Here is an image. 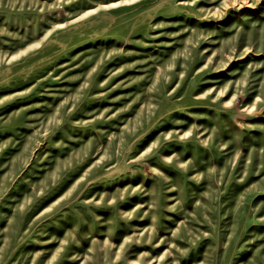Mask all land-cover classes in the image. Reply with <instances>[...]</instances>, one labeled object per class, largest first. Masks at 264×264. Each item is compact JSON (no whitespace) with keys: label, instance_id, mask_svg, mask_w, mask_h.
I'll use <instances>...</instances> for the list:
<instances>
[{"label":"rangeland","instance_id":"rangeland-1","mask_svg":"<svg viewBox=\"0 0 264 264\" xmlns=\"http://www.w3.org/2000/svg\"><path fill=\"white\" fill-rule=\"evenodd\" d=\"M0 264H264V0H0Z\"/></svg>","mask_w":264,"mask_h":264}]
</instances>
